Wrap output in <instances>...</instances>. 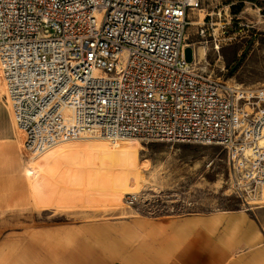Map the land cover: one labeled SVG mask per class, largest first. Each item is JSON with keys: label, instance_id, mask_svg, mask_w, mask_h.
<instances>
[{"label": "built area", "instance_id": "2783aa9c", "mask_svg": "<svg viewBox=\"0 0 264 264\" xmlns=\"http://www.w3.org/2000/svg\"><path fill=\"white\" fill-rule=\"evenodd\" d=\"M203 2L0 0L3 94L25 148L84 134L215 144L233 192L263 194L264 85L215 78L196 62L186 25ZM222 39L212 32L215 51Z\"/></svg>", "mask_w": 264, "mask_h": 264}, {"label": "rangeland", "instance_id": "374dc122", "mask_svg": "<svg viewBox=\"0 0 264 264\" xmlns=\"http://www.w3.org/2000/svg\"><path fill=\"white\" fill-rule=\"evenodd\" d=\"M201 9L191 11L188 21L202 12L199 23L210 25L206 34L197 33L199 23L186 25L187 41L206 47L199 65L236 85H264V0H204ZM212 32L223 38L219 51ZM183 55L191 60V47ZM0 107H6L4 94ZM7 121L0 110V130ZM139 137L92 135L24 157L15 128L1 133L0 142L17 144L30 203L5 215L0 264H81L83 247L107 248L121 258L124 248L134 247L130 243L163 245L199 231L216 239L218 264H242L243 258L257 264L252 254L264 247V193L233 192L225 150Z\"/></svg>", "mask_w": 264, "mask_h": 264}, {"label": "crops", "instance_id": "0c3cea01", "mask_svg": "<svg viewBox=\"0 0 264 264\" xmlns=\"http://www.w3.org/2000/svg\"><path fill=\"white\" fill-rule=\"evenodd\" d=\"M0 110L8 117V121L1 126L0 131L12 134L14 126L7 103L6 107H0ZM26 186L25 174L21 167L15 140H11L10 145L0 142V227L9 222L5 215L29 208L30 200L26 194ZM246 209L238 211L245 212ZM201 234L199 231L179 240L178 238H169L167 243L157 246H149L147 243L136 245L130 243L129 246L134 247L124 248L121 251V258H117L107 248L103 250L101 247L98 249L83 247L81 264H218V252L214 251L217 247L216 239L210 235H205L206 237L203 238ZM85 241L86 239L83 238V245H85ZM114 244L117 247V243ZM213 246L215 247L213 248ZM120 249L118 248V250ZM255 251V253L252 252V255L257 256V260H255L257 264H264V247L261 246ZM242 264H249V260L243 258Z\"/></svg>", "mask_w": 264, "mask_h": 264}, {"label": "bare ground", "instance_id": "6f19581e", "mask_svg": "<svg viewBox=\"0 0 264 264\" xmlns=\"http://www.w3.org/2000/svg\"><path fill=\"white\" fill-rule=\"evenodd\" d=\"M196 10H202V9H196ZM203 13L202 12H199L198 13V18L196 20H190L189 21V24H197L201 21V19L203 18ZM206 54V47L205 46H195V59H196V62L200 63L199 61V55H205ZM0 86H1V90H2V94H3V71H2V67H1V64H0ZM9 109H10V113H11V117H12V120L14 122V128H15V131L16 133H19L20 134V137H21V152H22V156H26V152H28L30 154L31 157H33L34 155H40V154H43V153H46L48 150L52 149L53 147H56V146H61V145H64L70 141H73V140H78V139H82V138H86V137H89V136H92L93 134H84V135H81L77 138H73V139H69V140H64V141H61L47 149H45L44 151L38 153V154H31L24 146V131L16 124L14 118H13V113H12V108L6 98V96L4 97ZM98 136V135H97ZM104 138H108V137H104ZM137 138H140L139 136H124V137H117V138H110L112 140H137ZM141 139V138H140ZM17 146V144H16ZM14 147V145H13ZM109 164L108 167L106 168V170L109 172L113 169V165H114V160L112 159V161L110 160L109 161ZM105 188H108V187H105ZM104 188V189H105ZM115 203V201H113ZM112 202V204H113Z\"/></svg>", "mask_w": 264, "mask_h": 264}]
</instances>
